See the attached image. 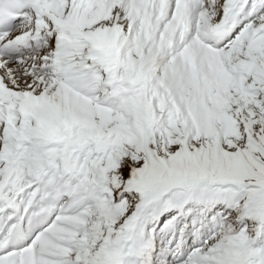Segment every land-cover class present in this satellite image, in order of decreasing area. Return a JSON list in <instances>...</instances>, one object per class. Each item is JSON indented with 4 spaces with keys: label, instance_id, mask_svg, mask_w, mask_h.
I'll return each mask as SVG.
<instances>
[{
    "label": "snow or ice",
    "instance_id": "snow-or-ice-1",
    "mask_svg": "<svg viewBox=\"0 0 264 264\" xmlns=\"http://www.w3.org/2000/svg\"><path fill=\"white\" fill-rule=\"evenodd\" d=\"M0 264H264V0H0Z\"/></svg>",
    "mask_w": 264,
    "mask_h": 264
}]
</instances>
